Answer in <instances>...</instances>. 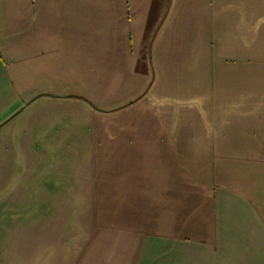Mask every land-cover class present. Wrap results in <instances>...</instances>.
<instances>
[{
  "label": "crops",
  "instance_id": "crops-1",
  "mask_svg": "<svg viewBox=\"0 0 264 264\" xmlns=\"http://www.w3.org/2000/svg\"><path fill=\"white\" fill-rule=\"evenodd\" d=\"M0 264H264V0H0Z\"/></svg>",
  "mask_w": 264,
  "mask_h": 264
}]
</instances>
